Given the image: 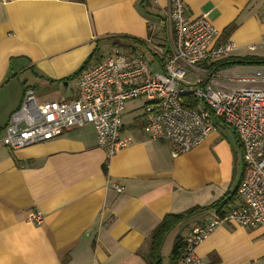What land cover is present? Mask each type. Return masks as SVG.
I'll list each match as a JSON object with an SVG mask.
<instances>
[{
	"label": "crops",
	"instance_id": "0c3cea01",
	"mask_svg": "<svg viewBox=\"0 0 264 264\" xmlns=\"http://www.w3.org/2000/svg\"><path fill=\"white\" fill-rule=\"evenodd\" d=\"M185 4L190 20L208 13L219 41L236 43L232 56L262 49L264 0ZM168 12L169 0H0V264H148L150 237L167 215L211 206L235 190L234 206L239 203L242 148L231 143L234 130L220 121L203 143L178 157L165 140L142 133L143 102L128 120L125 108L124 129L135 143L112 157L98 146L92 125L18 150L1 142L27 89L60 86L54 100L37 99L70 100L86 68L115 46L129 49L126 39L144 42L133 49L147 55L149 43L170 47ZM252 45L255 51L248 49ZM261 68L233 66L214 76L227 80ZM35 212L43 216L41 224L29 219ZM216 216L202 212L177 226L164 242L163 264H170L178 236L185 239L194 225ZM197 253L206 264H261L264 232L226 223Z\"/></svg>",
	"mask_w": 264,
	"mask_h": 264
},
{
	"label": "built area",
	"instance_id": "2783aa9c",
	"mask_svg": "<svg viewBox=\"0 0 264 264\" xmlns=\"http://www.w3.org/2000/svg\"><path fill=\"white\" fill-rule=\"evenodd\" d=\"M168 19L173 30L170 47L149 43V57L115 46L79 76L73 99L40 102L35 91L27 89L1 142L18 150L92 125L98 146L112 157L135 143L125 132L124 114L126 104L138 100L143 102L142 133L148 140H165L173 157L198 147L217 122L224 123L234 130L242 148L240 201L227 215L194 225L184 239L181 264H206L197 248L221 225L235 223L264 232V71L216 78L209 66L231 57L236 43L219 41L208 13L190 20L185 0H169ZM248 49L255 51L256 45ZM190 73L196 76L195 83L186 81ZM113 188L124 192L121 185ZM29 219L43 222L38 212Z\"/></svg>",
	"mask_w": 264,
	"mask_h": 264
},
{
	"label": "trees",
	"instance_id": "16d2710c",
	"mask_svg": "<svg viewBox=\"0 0 264 264\" xmlns=\"http://www.w3.org/2000/svg\"><path fill=\"white\" fill-rule=\"evenodd\" d=\"M232 28L233 27L228 28L226 30V34L230 33ZM126 40L128 42H131V45H128L127 47H130L132 49H133V45H143L144 43L140 40H134V39L133 40L126 39ZM87 65L88 64L86 63L83 66L79 74H81L85 70ZM233 66H264V57H257L253 55L243 56V57L231 56L214 62L209 66V68L211 69V72L212 71L218 72ZM238 143L239 142L237 141V145ZM235 162H237V156H235ZM104 170L107 171L106 166ZM236 199H237V190L226 193L223 197L218 199L211 206L208 207L196 206L180 214L167 215L150 237L149 251L144 257L146 262L148 264H163L162 248L164 242L167 236L183 221L199 213L211 211V210L216 211L219 217L225 216L234 206ZM184 249H185L184 238L178 236L175 240L172 253L170 255V264H178L179 260L182 258L184 254Z\"/></svg>",
	"mask_w": 264,
	"mask_h": 264
},
{
	"label": "rangeland",
	"instance_id": "374dc122",
	"mask_svg": "<svg viewBox=\"0 0 264 264\" xmlns=\"http://www.w3.org/2000/svg\"><path fill=\"white\" fill-rule=\"evenodd\" d=\"M250 56V55H249ZM254 56H257V57H264V48L260 47L259 51L257 53H254ZM255 67H262L261 69H254L251 71V73H254L256 71H264V66H255ZM196 76L194 74H188L187 77H186V81L189 82V83H195V78ZM61 87L60 86H40L38 88V91L36 92V95L38 96L39 99L41 100H54L55 98L53 97L54 94L53 93H56V95H59L61 94ZM142 101H134V102H129L127 105H126V112H127V120L128 119H131L132 116L134 115L131 111L133 108L137 107ZM140 109V107H139ZM141 110V109H140ZM136 112H141V111H136ZM232 135H231V140L230 138L228 137V139L231 141V143H234L236 140L239 141L238 139V136L236 135V133H234V131H231ZM234 161H235V156H234ZM236 162H235V168H236ZM234 168V169H235ZM242 166H238L237 165V171H238V175H240V173L242 172ZM236 171V169H235ZM175 235L173 234L171 236V238H174ZM171 240V239H170ZM261 264H264V261L261 262Z\"/></svg>",
	"mask_w": 264,
	"mask_h": 264
}]
</instances>
